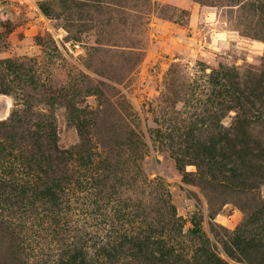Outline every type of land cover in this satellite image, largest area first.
<instances>
[{
    "label": "rangeland",
    "instance_id": "1",
    "mask_svg": "<svg viewBox=\"0 0 264 264\" xmlns=\"http://www.w3.org/2000/svg\"><path fill=\"white\" fill-rule=\"evenodd\" d=\"M263 1L0 0V136L11 147L0 153L1 180L9 185L13 171L25 180L60 171L59 155L49 168L41 160L53 143L28 133L52 122L57 148L73 152L82 132L109 162L101 193L91 188L68 206L79 232L111 222L126 229L127 220L112 215L127 206L140 221L162 220L169 203L183 233L191 237L195 224L229 264H264V245L249 261L223 252L224 243L241 241L242 223L261 231L264 170L252 187L243 159L226 188L174 160L186 141L202 143L219 125L239 124L264 142V119L238 115L249 108L242 96L264 110ZM11 114L24 123L7 120ZM48 220L21 243L0 225V264H48L57 245Z\"/></svg>",
    "mask_w": 264,
    "mask_h": 264
},
{
    "label": "trees",
    "instance_id": "2",
    "mask_svg": "<svg viewBox=\"0 0 264 264\" xmlns=\"http://www.w3.org/2000/svg\"><path fill=\"white\" fill-rule=\"evenodd\" d=\"M261 7L264 8V1ZM242 99L249 108L240 109L242 112L238 114L239 118L264 119V110L258 106L260 103L255 96H242ZM221 110L216 109L213 114ZM15 117L11 114L7 120L24 123L22 114ZM5 123L2 121L0 125L5 127ZM34 128L32 132H28L31 137L43 142L51 141L48 144L53 143L46 148L47 156L41 159L43 166L49 168L52 165V156L55 153L60 157L61 162L57 163L60 171H52L50 174L45 171L41 178L35 176L28 177L27 180L18 177L19 171H13L9 177L12 178L9 185L0 178V225L9 231L12 240L23 242L29 237V233L38 230V220L48 218V221L57 227L56 254L48 264H229L218 256L215 247L207 243L195 224L187 232L191 237L183 233V226L179 222L181 218L176 216L175 209L169 203L166 204L162 220L154 219L149 223L140 221L139 214L127 206L125 214L117 208L112 215L125 218L130 225L126 229L116 230L111 222L110 227L108 223L107 227H95L93 231L79 232L75 223L69 225L68 206L80 195L88 193L91 188H96L98 195L101 193V185L107 180L105 171L109 162L98 158L89 138L82 132L80 142L73 146L72 152V148L59 149L55 145L56 128L52 122H41L34 125ZM80 129L83 127L80 126ZM206 135L210 138L202 143L186 141L184 149L175 151V163L178 166L193 163L196 165L197 175L208 176L214 185L227 188L232 181L240 177L238 171L242 160L246 159L252 164L249 163V174L245 181H252L253 187L261 177L257 170H264V142L253 137L239 124L210 127ZM5 142L6 139L0 136L1 154L11 148ZM53 157L57 159V156ZM69 157L70 162L64 159ZM62 162H65L64 165ZM34 178L38 181L35 180L37 182L32 183L34 187L31 188L28 181ZM142 182L147 187L153 183L147 179ZM155 182L159 183V179ZM246 223L241 224V228L245 227L241 241L229 243V246L224 243L223 252L230 260L237 261L240 258L249 261L250 252L255 253L259 251V246L264 245V225L260 232H255L254 229H248ZM58 231L63 234L60 238ZM244 243L248 249L241 247Z\"/></svg>",
    "mask_w": 264,
    "mask_h": 264
}]
</instances>
